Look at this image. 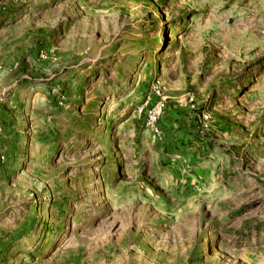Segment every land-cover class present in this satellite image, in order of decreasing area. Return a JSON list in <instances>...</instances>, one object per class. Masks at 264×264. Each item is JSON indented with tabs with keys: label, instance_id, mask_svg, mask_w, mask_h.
<instances>
[{
	"label": "rangeland",
	"instance_id": "obj_1",
	"mask_svg": "<svg viewBox=\"0 0 264 264\" xmlns=\"http://www.w3.org/2000/svg\"><path fill=\"white\" fill-rule=\"evenodd\" d=\"M0 264H264V0H0Z\"/></svg>",
	"mask_w": 264,
	"mask_h": 264
},
{
	"label": "built area",
	"instance_id": "obj_2",
	"mask_svg": "<svg viewBox=\"0 0 264 264\" xmlns=\"http://www.w3.org/2000/svg\"><path fill=\"white\" fill-rule=\"evenodd\" d=\"M165 105L163 103H160L153 112L150 113L149 119H148V125L152 128L155 127V124L157 123L158 119L160 118Z\"/></svg>",
	"mask_w": 264,
	"mask_h": 264
}]
</instances>
